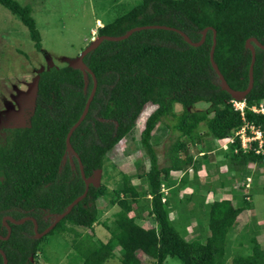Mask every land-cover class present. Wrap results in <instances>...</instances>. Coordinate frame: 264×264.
I'll use <instances>...</instances> for the list:
<instances>
[{
    "label": "trees",
    "instance_id": "obj_1",
    "mask_svg": "<svg viewBox=\"0 0 264 264\" xmlns=\"http://www.w3.org/2000/svg\"><path fill=\"white\" fill-rule=\"evenodd\" d=\"M135 1L121 15L104 20L96 28V35L115 36L134 26L160 24L182 31L195 42L201 30L209 26L215 30L212 56L219 72L230 88H245L250 51L244 42L254 37L264 45V0ZM0 5L19 19L33 47L39 50L40 36L30 6L15 0H0ZM210 45L211 29L206 31L200 45L192 46L176 31L148 28L133 31L118 41L102 40L82 57L96 86L84 117L69 136V143L82 165L88 186L84 197L46 233L55 228L57 233L71 232L75 236L71 248L80 256L81 264H105L114 256L115 247L120 254L119 264H138L136 251L151 257L153 264H163L167 257L182 264H225L226 234L241 209L249 205V200L244 199L249 193L209 202L207 235L202 240L187 241L170 222L161 190L162 186H172L171 170L185 173L193 166L187 148L201 142L203 134L197 130L200 122L206 127L205 135L216 139L231 134L242 124L238 111L229 103L231 97L220 86L209 63ZM91 85V75L86 74L84 84L81 71L73 64L37 71L26 122L4 128L0 134V250L6 264H33L46 234L34 236L31 220L20 224L6 221L10 233L3 238L4 216L15 220L32 217L40 232L83 191L77 158L71 152L65 153L64 139L78 118ZM261 98H264V50L254 46L252 86L243 98L246 105L243 116L246 123L261 131L264 150V114L248 109ZM196 102L209 105L204 111H189L187 108ZM146 103L155 107L143 122L139 143L148 159L144 174L148 183L147 213L155 226H139L127 214L132 207L121 193L132 189L124 179L120 192L113 190L108 200L109 205L117 204L120 209L111 227L105 226L109 239L92 240L76 229L92 230L99 216L96 202L104 196L105 187L89 179L102 168L105 154L133 127ZM174 104L182 109L178 115L174 114ZM207 111L212 112L211 116H207ZM166 116L174 117L172 122L164 123L167 131H176L184 139L176 138L169 143L167 160L159 166L150 137L155 125ZM253 147L256 141L246 150L239 148L237 139L230 145L229 161L234 172L263 160L264 153H255ZM231 264H264V250L253 243L249 253L234 255Z\"/></svg>",
    "mask_w": 264,
    "mask_h": 264
},
{
    "label": "rangeland",
    "instance_id": "obj_2",
    "mask_svg": "<svg viewBox=\"0 0 264 264\" xmlns=\"http://www.w3.org/2000/svg\"><path fill=\"white\" fill-rule=\"evenodd\" d=\"M15 1L20 5L30 6V15L40 36V49L36 50L33 47L19 19L0 5V134L4 128L23 125L26 122L32 105L37 71L51 66L75 64L79 52L92 40L91 36L94 38L97 36L96 28L100 25H97L99 23L96 19H99L101 24L104 20L121 15L136 3L135 0ZM91 29L94 30L93 33L90 32ZM208 105L205 102H196L187 109L204 111ZM154 107L150 103L142 107L133 127L105 154L102 168L95 171L89 179L91 183L105 187L104 196L96 202L99 208L96 224L92 230L78 228L79 233L89 235L92 240L106 242L109 239V229L105 226L111 227V222L120 209L117 204L109 205L108 200L113 190L120 192L125 180L133 190L121 193L132 207L127 214L133 216L139 226L147 228L155 226L152 217L147 213L149 196L146 195L148 183L144 174L148 169V159L139 143V132L143 122ZM181 110L179 104L173 105L175 115ZM211 114L212 112L207 111V116ZM173 118L166 116L151 132L150 140L159 166L164 165L167 160L166 150L169 143L176 138L184 139L183 136L179 137L176 131L171 133L167 131L164 123L172 122ZM197 130L203 134L201 142L188 145L187 148V154L201 162L197 168L201 169L200 180L197 183L193 182L196 187L193 189L186 182L187 174L197 175L193 171V168H196L193 165L189 166V171L184 174L171 170L169 176L172 187L167 190L162 186L161 189L167 202L170 222L175 224L180 235L187 241L202 240L207 235L206 208L209 202L228 200L233 195L244 196L251 187L264 186V158L244 171L236 173L230 166V144H226L228 148L224 149L225 147L220 145L221 140L205 135L206 127L202 122L199 123ZM165 191H168L167 195ZM172 191L174 194L171 195ZM132 192L135 194L133 195ZM252 192L255 194V190ZM244 199L250 200L249 194ZM252 200L255 205V197ZM235 223H231L226 234V259L227 256L245 253L243 247L233 249L232 241L241 240L249 245L247 243L250 238L249 233L237 234L238 232L233 230L236 227ZM233 231L237 234L235 235L237 238H234ZM69 233L61 231L57 233L55 228L45 236H41V250L36 256L38 260L34 259L33 264H81L80 256L71 248L73 242ZM63 235L66 240L63 239ZM262 246L264 247V243ZM112 252L114 256L107 264H118L120 259L118 247ZM135 257L138 264H153V259L142 252L136 251ZM164 264H182V262L169 257L165 259Z\"/></svg>",
    "mask_w": 264,
    "mask_h": 264
},
{
    "label": "water",
    "instance_id": "obj_3",
    "mask_svg": "<svg viewBox=\"0 0 264 264\" xmlns=\"http://www.w3.org/2000/svg\"><path fill=\"white\" fill-rule=\"evenodd\" d=\"M148 28H151V29H154V28L169 29V30L176 31L178 34H180L184 38V40L188 44H190L192 46L200 45L203 42V40H204V36H205L206 31L208 29H211V45H210V48H209V51H208V60H209V63L211 65L212 69L214 70V72L216 74L217 79L219 80L220 86L229 94V96L231 98H233L235 100L243 99L245 97V95L249 92V90H250V88L252 86V65H253V62H254V46L264 50V45L260 44L254 37H248V38L245 39V42H244L245 47H247L249 49V51H250V60H249L248 68H247V84H246L244 89L235 90V89H232V88H230L228 86V84L226 83L225 79L223 78L222 74L219 72L216 64L213 61L212 54H213V48H214V44H215V30L210 28L209 26H206V27H204L201 30L200 38L198 39V41H195V42L191 41L182 31H180L178 29H175L173 27L160 25V24H148V25L134 26V27H131L128 30H126L123 34L115 35V36H113V35H98L95 38H92V40H90V42L79 52V54L77 56V59H76V63L73 64L74 67L78 68L81 71L84 84L86 82V74L89 73L91 75L92 85H91V88L89 90V93H88V95L86 97V100L84 102L83 108H82L78 118L69 127V129L67 130V133L65 135V139H64L65 140V153L66 152H71L72 154H74L76 156V154L74 153L72 147L70 146L69 136H70L72 130L80 123V121L84 117V115H85V113L87 111L88 105H89V103H90V101L92 99V96L94 94L95 86H96L93 74L90 72L89 68L83 63L82 57L87 52H89L92 49H94L102 40L118 41V40L126 38L133 31L140 30V29H148ZM65 153L63 154V156L65 155ZM76 158H77L79 174H80V177L82 178L83 184H84L83 191L81 192V194H79L74 199H72L67 204L65 209L62 210L59 214H57L53 218V220L43 230H41L40 232L37 231L36 222H35V220L32 217L25 216V217H22V218H20L18 220H15L12 217L4 216L1 219V222H2V224L4 225V227L6 229V234H5V236L3 238H7L9 233H10V227H9V225H8V223L6 221H9L12 224H20V223H23L25 220H31L32 225H33L32 229H33L34 236H36V237L43 236L64 215H66L69 212V210L72 208V206L74 204H76L79 200H81L84 197V195L86 193V190H87V186H88V180L84 177V174H83V171H82V165H81V163H80V161H79L77 156H76ZM0 238H1V236H0ZM0 255H1V258H2V264H6V258H5L4 254H3V252L1 250H0Z\"/></svg>",
    "mask_w": 264,
    "mask_h": 264
},
{
    "label": "crops",
    "instance_id": "obj_4",
    "mask_svg": "<svg viewBox=\"0 0 264 264\" xmlns=\"http://www.w3.org/2000/svg\"><path fill=\"white\" fill-rule=\"evenodd\" d=\"M96 20H97V22L100 25V21L98 19H96ZM93 31L94 30L91 29L90 32L93 33ZM91 38H93V36H91ZM192 160H193L194 167H196V168H193V171L198 176L195 175L194 173H193V176H190V173H189L186 176V179H187L186 182L188 183V185L191 188L194 189L196 187V185L193 184V182L195 181L197 183L200 180V171H201V169L199 168V170H198L197 168H198V165L201 164V162H200V160L195 159V158L192 159ZM188 169L189 168H187V170ZM187 170H186V172H187ZM182 174H184V173H182ZM171 187H169V188L167 187V190H169ZM253 190H255V194H253L254 193V192H252ZM167 192L165 191V195H166ZM248 193H249V198H250V200L248 202L249 205H247L244 208H242L241 211L236 216L237 218H235V221H233V222H236L234 224V225H236V227H234L233 230L235 232H238L237 234L240 233L242 235L243 232L249 233V237L250 238H248V242H247V243H249V245L241 242V240H237V241H234V242L232 241L233 249H239L240 247H243L242 249L245 251L244 254L249 253L253 243H256L261 250H264V247L262 246V243H264V186L261 187V188L260 187L259 188H257V187H253L252 188L251 187L250 191ZM256 196H258V197H256ZM254 197L256 199L255 205H254V200H252ZM200 215H201V213H200ZM199 219H202V218H199ZM95 224L96 223H93L92 227ZM76 230H78V228ZM234 231H233V236H234V238H237V237H235V235H237V234H235ZM65 232H67V231H65ZM69 234H71V238L75 237L71 232ZM78 236L79 235H77L76 237L78 238ZM63 239L66 240L65 239V235H63ZM102 242H105V241H102ZM38 253H40V251ZM233 256H227L225 264H231V258ZM167 258H169V257H167ZM35 259L38 260L37 258H35ZM110 259H112V258H110ZM110 259H107L105 261V264H107L110 261ZM164 262H165V260H164ZM164 262H163V264H164Z\"/></svg>",
    "mask_w": 264,
    "mask_h": 264
},
{
    "label": "built area",
    "instance_id": "obj_5",
    "mask_svg": "<svg viewBox=\"0 0 264 264\" xmlns=\"http://www.w3.org/2000/svg\"><path fill=\"white\" fill-rule=\"evenodd\" d=\"M229 102L231 103L232 108L235 111H238L240 119L242 120V124L237 130L233 131L231 134L225 135L222 139H220L222 141L220 145L222 147H225L224 149H226L228 148V145L226 144L232 145L237 139L239 142V148L246 150L247 148L250 147L251 142L256 141V147H253L254 152L264 153V150L261 147L262 144L261 131L258 128L254 127L252 124L246 123L244 120L243 111L246 106L244 99L241 100L230 99ZM248 109L254 113L264 114V98L258 100L256 104H253L252 106L248 107ZM233 151H236L235 148ZM161 189L163 188L161 187Z\"/></svg>",
    "mask_w": 264,
    "mask_h": 264
},
{
    "label": "clouds",
    "instance_id": "obj_6",
    "mask_svg": "<svg viewBox=\"0 0 264 264\" xmlns=\"http://www.w3.org/2000/svg\"><path fill=\"white\" fill-rule=\"evenodd\" d=\"M99 20V19H98ZM101 22V21H100ZM97 25H99V24H97ZM100 26H101V24H100ZM99 27V26H98ZM94 38V37H93ZM230 99H233V98H230ZM229 99V100H230ZM235 100V99H234ZM241 100V99H240ZM230 103V102H229ZM231 104V103H230ZM232 106V105H231ZM246 107V106H245ZM222 139V138H221ZM214 139H212V141H213ZM220 140V139H219Z\"/></svg>",
    "mask_w": 264,
    "mask_h": 264
}]
</instances>
